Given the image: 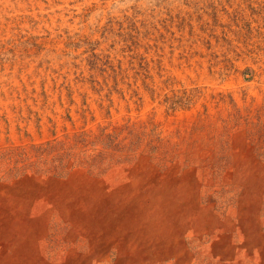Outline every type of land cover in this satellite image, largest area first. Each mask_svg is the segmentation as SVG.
<instances>
[{
  "label": "rangeland",
  "instance_id": "obj_1",
  "mask_svg": "<svg viewBox=\"0 0 264 264\" xmlns=\"http://www.w3.org/2000/svg\"><path fill=\"white\" fill-rule=\"evenodd\" d=\"M262 85L264 0H0V183L264 149Z\"/></svg>",
  "mask_w": 264,
  "mask_h": 264
},
{
  "label": "bare ground",
  "instance_id": "obj_2",
  "mask_svg": "<svg viewBox=\"0 0 264 264\" xmlns=\"http://www.w3.org/2000/svg\"><path fill=\"white\" fill-rule=\"evenodd\" d=\"M250 134L231 130L220 162L204 136L105 173L0 183V264H264V149Z\"/></svg>",
  "mask_w": 264,
  "mask_h": 264
}]
</instances>
